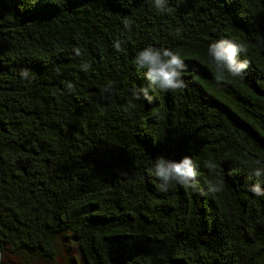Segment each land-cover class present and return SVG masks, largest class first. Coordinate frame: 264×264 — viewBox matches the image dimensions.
<instances>
[{
  "label": "trees",
  "instance_id": "1",
  "mask_svg": "<svg viewBox=\"0 0 264 264\" xmlns=\"http://www.w3.org/2000/svg\"><path fill=\"white\" fill-rule=\"evenodd\" d=\"M167 6L0 0V260L53 262L64 243L82 264H264V196L248 189L264 168V0ZM221 39L247 49L242 78L217 83ZM148 47L186 65L187 87L152 103L133 96ZM158 156L192 157L199 186L159 190Z\"/></svg>",
  "mask_w": 264,
  "mask_h": 264
},
{
  "label": "clouds",
  "instance_id": "2",
  "mask_svg": "<svg viewBox=\"0 0 264 264\" xmlns=\"http://www.w3.org/2000/svg\"><path fill=\"white\" fill-rule=\"evenodd\" d=\"M155 9L161 12L169 11L167 0H152ZM125 28L131 30V24L125 21ZM179 31V30H177ZM117 51H121V42L114 44ZM76 54L80 55V49H76ZM247 49L240 43L231 39H221L209 46L208 54L213 58L217 70L220 73L216 77L217 83H220L225 73L232 77L244 76L245 70L250 66L247 59H240L241 53H246ZM135 65L138 71L146 70L144 76L149 81L148 87L143 89L137 87L133 96L137 100L146 99L148 103L154 101V96L150 91H176L187 87L182 79V72L186 68L183 59L170 49H156L152 47L145 48L139 52L135 58ZM88 64L84 65L87 70ZM22 76L27 72L23 71ZM207 167L214 169L215 165L209 162ZM156 177L162 182L159 190L167 191L169 186L175 183L183 185L185 188L196 189L199 186L198 168L192 157L184 156L180 161L169 160L163 156H158L155 160L154 169ZM257 178V182L248 186L250 192L256 196H264V188L261 187L260 178L264 177V168H256L249 176ZM223 190V183L216 182L208 185L207 191L201 189L202 194H216Z\"/></svg>",
  "mask_w": 264,
  "mask_h": 264
},
{
  "label": "rangeland",
  "instance_id": "3",
  "mask_svg": "<svg viewBox=\"0 0 264 264\" xmlns=\"http://www.w3.org/2000/svg\"><path fill=\"white\" fill-rule=\"evenodd\" d=\"M58 257L53 262L37 260L36 257L28 259L24 256H15L8 253L1 256V264H82L81 255L76 247H65L64 243L60 244Z\"/></svg>",
  "mask_w": 264,
  "mask_h": 264
}]
</instances>
